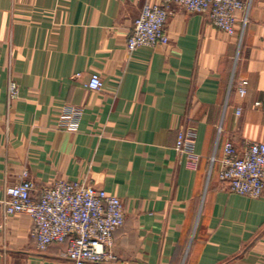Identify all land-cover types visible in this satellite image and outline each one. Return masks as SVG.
Wrapping results in <instances>:
<instances>
[{
  "label": "crops",
  "instance_id": "crops-1",
  "mask_svg": "<svg viewBox=\"0 0 264 264\" xmlns=\"http://www.w3.org/2000/svg\"><path fill=\"white\" fill-rule=\"evenodd\" d=\"M248 1L242 34L175 6L169 42L129 53L145 0H0V188L27 169L37 187L84 181L119 196L124 224L101 264H264V192L218 178L225 140L264 142V0ZM187 125L195 168L175 150ZM30 227L0 212V264H72L65 243L38 251Z\"/></svg>",
  "mask_w": 264,
  "mask_h": 264
},
{
  "label": "built area",
  "instance_id": "built-area-1",
  "mask_svg": "<svg viewBox=\"0 0 264 264\" xmlns=\"http://www.w3.org/2000/svg\"><path fill=\"white\" fill-rule=\"evenodd\" d=\"M188 12L203 13L210 23L228 34L237 27L242 34L247 22L248 0H145L140 14L133 20L126 40L130 53L140 46L167 44L165 29L167 18L174 7ZM240 12L239 17L236 12ZM247 81L242 80L236 89L240 95L246 92ZM87 86L99 91L102 79L92 73ZM16 95V84L9 81L8 96ZM261 106L262 101H255ZM240 112V108L237 109ZM74 111L67 109L59 117L61 126H68ZM220 131V127H218ZM195 128L181 126L178 129L175 150L185 155L195 168L198 155L193 152ZM216 158L214 155L211 161ZM218 178L231 192L257 198L264 192V142L249 141L238 149L231 140H225L218 159ZM0 212L4 216L24 213L31 219L30 235L38 251H45L52 243H65V258L72 264H101L111 261L113 233L124 224L123 203L119 196L104 189L95 188L84 181L58 179L37 187L24 169L19 179L0 188Z\"/></svg>",
  "mask_w": 264,
  "mask_h": 264
}]
</instances>
